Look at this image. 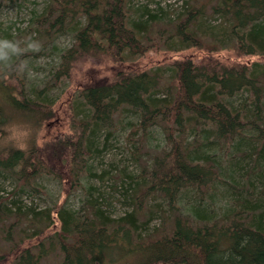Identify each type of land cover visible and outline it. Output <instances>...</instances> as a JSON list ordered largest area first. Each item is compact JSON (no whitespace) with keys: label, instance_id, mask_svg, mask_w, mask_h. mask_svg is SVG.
I'll return each instance as SVG.
<instances>
[{"label":"trees","instance_id":"1","mask_svg":"<svg viewBox=\"0 0 264 264\" xmlns=\"http://www.w3.org/2000/svg\"><path fill=\"white\" fill-rule=\"evenodd\" d=\"M167 7L151 10L133 0H49L28 26L37 48L5 49L0 75L8 100L0 104V126L18 114L41 129L56 115L53 91L71 78L82 59L103 55L116 66L110 76L89 75L75 88L70 108L74 141L52 138L42 148L11 146L0 152V172L14 176L21 192L33 188L40 193L39 177L59 179L67 173V193L81 189L85 195L78 209L59 207V232L38 244L31 242L53 223L51 210L22 211L15 200L0 195V221L23 213L24 231H30L10 250L0 249L4 264H43L58 244L62 264H264V0H184L180 8ZM0 33V40L17 44L6 30ZM62 34L70 35L72 44L55 47L58 60L29 90L23 75L28 61L44 55L46 45ZM161 48L211 54L227 49L238 58L259 60L222 64L191 58L137 69L140 57ZM5 75L18 80V86L6 84ZM127 114L133 117L129 121ZM119 127L128 129L126 142L138 159L137 144L154 128L161 129L167 143L150 166L131 177L125 201L133 210L115 219L105 207L108 200L92 198L80 178L88 172L87 159L100 154V137L106 145ZM220 185L226 194L218 191ZM193 192L198 202L181 212ZM217 192L230 200V208H211L208 200L214 206ZM146 205L145 224L155 213L171 224L141 236L139 215ZM20 216L5 240L16 241L12 230L21 227ZM25 239L30 243L21 248Z\"/></svg>","mask_w":264,"mask_h":264},{"label":"rangeland","instance_id":"2","mask_svg":"<svg viewBox=\"0 0 264 264\" xmlns=\"http://www.w3.org/2000/svg\"><path fill=\"white\" fill-rule=\"evenodd\" d=\"M190 1H192L193 4H196L197 2L201 4L208 2V0ZM46 2H49V0H16L13 3L0 1L1 31L6 30V32L11 35L14 40H16L15 42L18 47L21 46L25 49L29 46V44H38V42L33 39L35 35L31 37V30L28 29V26L32 23V19L35 14L34 12H41V10L45 7ZM183 2L184 0H133V5L144 3L152 10L157 8H168V5L180 8L179 6ZM209 7V4H207V10H209ZM178 11L179 10H176V12L169 11V13L175 14ZM162 14H165V12ZM217 23L218 22H214L213 24ZM0 34L4 35V33ZM30 38L34 41H30ZM152 38L157 40L158 37L156 35ZM172 38L173 40L175 39L174 37ZM71 44L72 39L70 35H59L52 44L46 45L44 55L28 61L23 75L25 76L26 87L29 90L30 88L37 86L39 82L45 80L47 71L51 69L52 65L58 60L55 47L62 49L69 47ZM174 45L176 44L174 43ZM191 58L199 61L208 58L216 60L222 64H233L235 62L245 63L259 60L257 57L238 58L232 50L227 49L211 54L205 49L196 50L188 48L177 52L176 50H166L161 48L158 51L146 52V54L140 57L135 64L138 67L137 69L149 70L160 65L166 66L173 64L176 60H190ZM114 66H116V64L113 63L112 59L103 55L93 59H82L78 63L77 68L73 70L71 78H68L67 81L63 82V84L52 93L53 97L57 96L55 99V105L53 106L56 113L55 117L48 122H45L41 129L36 131V125L26 123L19 119L18 114L12 116L11 120H9L6 125L0 126V152H3L5 148L11 146L27 150L35 144L39 148H42L52 138H56L57 140L63 138L74 141L75 133L71 131L70 127L72 124V113L70 108L71 97L75 92V88H79L80 85L86 81V78L89 75H95L98 77L110 76L114 72L112 70ZM168 75H170V73L165 74V76ZM13 79H11L9 75H5V83L12 86V88H15L18 86V80L15 79L14 81ZM2 87H4V85L0 75V104H4V102L8 100L7 92H5ZM13 91L14 93H17L16 90L13 89ZM6 113L8 115L11 114V111L7 106H5V114ZM132 118L131 114L125 115L126 121H129ZM3 131H5L4 134L2 133ZM128 133V129H122V127H119L107 141L106 145H104L105 138L102 135L98 143L99 149L101 150L100 154L98 157H90L87 159L88 172H84L80 178V182L90 189L89 193L92 198L97 197L98 195H103L106 200H108L106 202H109L110 205L106 204L105 207L110 216L115 219L120 216H124L133 210V206L125 201V195L127 192H130L129 186L131 184V177L136 176L137 174L139 175L145 166H150L153 156L158 155V150H160L167 143L161 129L159 127L154 128L150 132L149 137L143 143L137 144L140 147L139 150L141 151V155H139L141 157L138 159V157L136 158L132 156V152H134L132 144L126 142ZM48 146H51V144ZM60 176L68 180V187L66 185V180L63 178L57 179L58 177L47 175L43 178L39 177L37 180L42 187L40 188V193H38V190L32 191L33 188H27L26 191L21 192V190H18L21 183L17 182L14 176L9 173L0 172V195L4 197L7 196L10 200H15L17 202L16 206L21 208L22 211L30 207H33L37 211L46 209L51 210L53 223L50 222L49 225L47 223L43 237L41 239L38 237L34 238L31 242L32 244H38L46 236H52L56 232H59L60 221L57 218V211L59 207L66 205L69 208L78 209L80 207L81 200H84L85 195H83L81 189L76 192L71 191V193H67L68 190L66 191V188H70L69 177L67 176V173ZM224 188H226V186L220 185L218 191L226 194V191L228 190L225 191ZM69 190H71V188ZM219 192H217L218 200L214 203V206L211 205L210 200H208L211 208L217 212H219L222 208H230L232 205L230 204V200L225 199L226 197H221ZM221 198L224 199L221 200ZM197 199L198 195L196 192H193L190 197L185 198V208L181 209V212H185L191 204H196L198 202ZM144 209L145 210L141 211L139 215L140 225L138 227V233L141 236H146L148 233L150 234L153 231L158 230L160 227H168V225L171 224L170 221H167V224H165L164 216L159 213H155L153 215L148 225L145 224L148 219L147 205ZM165 209H167L166 206H164V210ZM22 214L21 216L19 214L22 221L21 227L19 228V226H16L17 229H11L14 231L12 236L16 241H7L4 236L7 235L10 228L9 225L14 223L19 216L14 215L9 218V220L8 216L5 221H0V249L10 250L14 246L15 242L18 243L22 236H25L30 232L29 230L24 231V228H26V224L28 223L27 218ZM29 243L28 239H25L20 244V247L25 248L29 245ZM62 259L63 254L59 249L58 244L56 251L51 252L43 264H62ZM0 264L4 263L0 261Z\"/></svg>","mask_w":264,"mask_h":264},{"label":"clouds","instance_id":"3","mask_svg":"<svg viewBox=\"0 0 264 264\" xmlns=\"http://www.w3.org/2000/svg\"><path fill=\"white\" fill-rule=\"evenodd\" d=\"M6 48L11 49L13 53H16L20 50L17 44H14L7 39L0 40V60L7 58L8 54L5 51ZM29 48L36 49L37 45L29 44Z\"/></svg>","mask_w":264,"mask_h":264}]
</instances>
